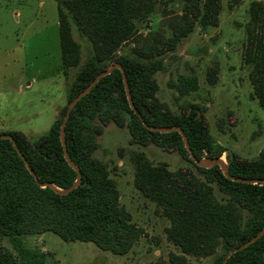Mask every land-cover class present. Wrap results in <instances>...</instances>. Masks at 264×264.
Wrapping results in <instances>:
<instances>
[{
    "label": "trees",
    "instance_id": "16d2710c",
    "mask_svg": "<svg viewBox=\"0 0 264 264\" xmlns=\"http://www.w3.org/2000/svg\"><path fill=\"white\" fill-rule=\"evenodd\" d=\"M155 1L55 0L62 73L66 76L70 68H75L65 85V102L47 130L33 140L19 129L4 131L11 134L36 179L60 188L74 180L76 172L62 154L59 124L67 102L108 65L120 63L139 115L128 105L117 67L102 75L76 100L65 120L63 135L80 179L66 193H59L48 184L40 186L10 139L0 137V264H45L46 252L23 241L24 235L43 231H51L64 240L91 241L114 254L125 253L137 240L141 226L131 220L119 202L116 182L107 165L92 155L97 146L94 135L109 122L124 126L130 142L152 143L175 151L187 162L169 168L164 161L151 162L142 150L129 152L134 187L159 206L168 220L166 239L179 250L170 253L165 264H188L186 255H212L210 264H222L230 248L257 232L264 223V184L230 179L216 163L197 165L190 159L177 130L160 132L142 123L178 125L198 159L220 156L225 149L211 134L203 107L186 101L177 109L170 108L156 95L155 77V72L164 68L163 54L174 50L182 37L194 27L205 30L217 24L221 0H176L179 11L165 18L169 34L164 35L162 25L142 34L137 31L136 20L151 12ZM239 1L227 0V4ZM246 11L241 58L249 65L250 96L264 108V3L249 0ZM72 26L79 39L85 37L88 41L83 59ZM127 41L131 45L119 51ZM216 70V63L206 68L205 79L211 84L217 79ZM168 84L177 95L198 87L193 73H177ZM224 157L228 174L264 178V148L254 156L229 150ZM2 238L7 239L9 246L1 242ZM226 262L264 264V231L228 254Z\"/></svg>",
    "mask_w": 264,
    "mask_h": 264
},
{
    "label": "rangeland",
    "instance_id": "374dc122",
    "mask_svg": "<svg viewBox=\"0 0 264 264\" xmlns=\"http://www.w3.org/2000/svg\"><path fill=\"white\" fill-rule=\"evenodd\" d=\"M248 2L228 5L221 0L217 24L205 30L194 27L174 50L163 54L164 68L155 72L156 95L170 108L177 109L186 101L203 107L211 134L225 148L220 155L224 161L229 150L254 156L264 148V108L250 96L249 65L241 58ZM179 9L176 0L165 4L156 0L152 11L136 20L137 31L146 34L162 25L164 35L169 34L165 18ZM71 32L81 45L83 59L88 41L79 39L73 26ZM130 45L124 42L119 51ZM214 63L217 79L211 84L205 72ZM74 70L70 68L65 76L60 66L55 0H0V133L19 129L33 140L45 132L65 102V85ZM177 73L195 74L197 89L177 95L168 84ZM94 138L97 146L92 155L109 168L119 202L142 233L123 254L100 249L91 241L64 240L51 231L24 235V243L44 250L45 264H165L168 255L179 250L166 239L168 220L159 206L134 187L129 152L142 150L151 162L164 161L169 168L187 162L175 151L130 142L126 128L112 122L103 125ZM214 190L219 194L215 186ZM1 242L9 246L6 238ZM186 258L188 264H210L212 255Z\"/></svg>",
    "mask_w": 264,
    "mask_h": 264
},
{
    "label": "water",
    "instance_id": "95a60500",
    "mask_svg": "<svg viewBox=\"0 0 264 264\" xmlns=\"http://www.w3.org/2000/svg\"><path fill=\"white\" fill-rule=\"evenodd\" d=\"M117 67L120 72H121V77H122V82H123V87H124V91H125V95H126V99L128 102L129 107L139 115L137 109L134 107L131 98H130V94L127 88V84H126V79H125V74L123 72V68L121 67L120 63L118 62H114L110 65H108L106 68L100 70L98 73H96L94 75V77L80 90L78 91L66 104L64 113L62 115L60 124H59V139H60V143H61V147H62V154L63 157L65 159V161L67 162L68 165H70L76 172L75 178L74 180L66 187L60 188L55 186L54 184H52L49 181H44V182H40L36 179V175L33 171V169L31 168V166L29 165V163L27 162V160L25 159V157L23 156V154L20 152V150L18 149V147L16 146L11 134L6 133V132H2L0 133V137H7L10 139L14 149L16 150V152L19 154V156L21 157V159L23 160V163L25 165V167L27 168V170L29 171V173L33 176V178L35 179V181L40 185L43 186L45 184L50 185L55 191L59 192V193H66L69 190H71L74 186H76V184L79 182L80 179V171L78 169V166L74 163V161L70 158V156L68 155L67 151H66V147H65V141H64V135H63V127H64V123L65 120L69 114L70 109L72 108V106L74 105V103L76 102V100L82 96L85 92H87L89 90V88L104 74L108 73L112 68ZM140 117V116H139ZM143 125L150 129V130H156V131H169L172 129H175L179 132L181 139L183 141L184 146L187 148L188 151V155L190 157V159L197 165L200 166H210L211 164H218L219 168L221 169L223 175L229 177L230 179L233 180H237V181H243V182H259L261 184H264V178H246V177H239V176H233L228 174L227 172V166L224 160H222L220 158V156L217 157H211V156H206V157H202V158H196L194 156V154L191 152V150L188 147V143L186 140V136L183 133V131L181 130V128L178 125H151V124H146L144 122H142ZM264 231V223L261 225V227L259 228V230L257 232H255L254 234H252L250 237H248L247 239L241 241L238 245L230 248L225 255L222 258V264H229L226 262V257L228 256V254H230L231 252L242 248L244 246H246L247 244H249L250 242H252L253 240H255L257 237H259Z\"/></svg>",
    "mask_w": 264,
    "mask_h": 264
}]
</instances>
